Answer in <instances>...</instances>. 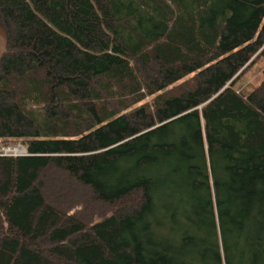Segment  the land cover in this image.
I'll list each match as a JSON object with an SVG mask.
<instances>
[{
  "label": "trees",
  "instance_id": "1",
  "mask_svg": "<svg viewBox=\"0 0 264 264\" xmlns=\"http://www.w3.org/2000/svg\"><path fill=\"white\" fill-rule=\"evenodd\" d=\"M0 264H264V0H0ZM264 75V69H262Z\"/></svg>",
  "mask_w": 264,
  "mask_h": 264
},
{
  "label": "rangeland",
  "instance_id": "2",
  "mask_svg": "<svg viewBox=\"0 0 264 264\" xmlns=\"http://www.w3.org/2000/svg\"><path fill=\"white\" fill-rule=\"evenodd\" d=\"M262 69H264V56H259L256 58L254 65L244 72L242 77L238 80V82H236L235 86L239 89V91H248L254 89L256 86H259L261 81L264 79ZM18 144L13 143L11 145L16 146ZM20 144L23 145L22 143Z\"/></svg>",
  "mask_w": 264,
  "mask_h": 264
},
{
  "label": "built area",
  "instance_id": "3",
  "mask_svg": "<svg viewBox=\"0 0 264 264\" xmlns=\"http://www.w3.org/2000/svg\"><path fill=\"white\" fill-rule=\"evenodd\" d=\"M27 153V149L24 145L20 143L18 145H10L7 148L0 147V155L3 157L7 156H15L19 157V155H25Z\"/></svg>",
  "mask_w": 264,
  "mask_h": 264
},
{
  "label": "water",
  "instance_id": "4",
  "mask_svg": "<svg viewBox=\"0 0 264 264\" xmlns=\"http://www.w3.org/2000/svg\"><path fill=\"white\" fill-rule=\"evenodd\" d=\"M6 34L3 32V30L0 27V60L1 56L3 55V52L6 51Z\"/></svg>",
  "mask_w": 264,
  "mask_h": 264
}]
</instances>
